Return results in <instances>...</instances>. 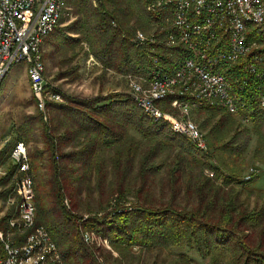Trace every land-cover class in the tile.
<instances>
[{
	"label": "trees",
	"instance_id": "16d2710c",
	"mask_svg": "<svg viewBox=\"0 0 264 264\" xmlns=\"http://www.w3.org/2000/svg\"><path fill=\"white\" fill-rule=\"evenodd\" d=\"M66 15L72 16L69 23ZM151 20L143 0H67L58 24L45 37L60 59L86 44L85 56L95 58L102 72L121 74L127 91L78 97L54 89L62 101L47 100V116L39 111L24 124L18 140L30 142L35 124L43 139L42 149L28 151L35 222L48 230L62 264H198L186 249L209 264H264V191L257 192L254 204L250 192L243 196L245 182L238 177L242 147L234 141L243 131L239 115L217 106L194 109L209 142L208 151L201 152L187 137L174 134L167 121L143 112L131 96L127 74L146 75L153 67L148 45H136L131 37L137 30L153 32ZM165 48L158 49L162 72L186 55L182 47ZM256 52L262 54L256 72L264 74V47ZM244 64L241 59L223 72L253 110L246 111L248 121L264 131V109L258 107L264 78L258 80ZM169 101L163 102L164 109L170 108ZM11 149L0 177L6 198L15 195L18 177ZM5 152L0 149V163ZM216 154L220 166L211 162ZM83 191L96 193V209L83 203ZM17 203L18 197L0 217L4 233ZM84 229L107 238L117 256L101 244H85Z\"/></svg>",
	"mask_w": 264,
	"mask_h": 264
},
{
	"label": "built area",
	"instance_id": "2783aa9c",
	"mask_svg": "<svg viewBox=\"0 0 264 264\" xmlns=\"http://www.w3.org/2000/svg\"><path fill=\"white\" fill-rule=\"evenodd\" d=\"M143 2L146 13L153 15L155 30L150 34L137 30L131 42L148 45L153 67L143 76L127 74L131 96L145 113L156 120L166 119L173 133L187 137L199 151L207 152V137L191 119L190 109L222 107L248 121V113L253 110L247 109L241 98L242 89L233 88L223 67L244 59L247 72L255 73L258 80L264 78V74L256 72V65L262 60V54L256 51L264 47V0ZM66 5L67 0H0V84L15 62L25 61L31 92L42 111L47 99L59 100L60 94L47 89L41 47ZM160 45L168 51L182 47L186 55L177 66H167L168 70L162 72ZM244 83L241 81V87ZM167 99L170 108L164 109L162 103ZM258 107L264 109L261 92ZM10 159L18 174L14 191L19 203L18 217L8 219V225L21 237V242L17 244L9 236L4 237L0 228V264H62L48 231L34 221L33 179L28 149L22 140L14 143ZM253 173L250 168L245 180ZM82 241L111 249L107 238L92 231H83Z\"/></svg>",
	"mask_w": 264,
	"mask_h": 264
},
{
	"label": "rangeland",
	"instance_id": "374dc122",
	"mask_svg": "<svg viewBox=\"0 0 264 264\" xmlns=\"http://www.w3.org/2000/svg\"><path fill=\"white\" fill-rule=\"evenodd\" d=\"M68 19L71 20L72 16L66 15L65 20L67 23H69ZM83 46L84 48L83 47L81 48L80 46H75V49H73L72 53H69L66 58L60 59L59 57L61 55L60 56L57 55L56 52L52 51L51 47L43 41L42 53H43V60L45 62L44 78L50 90L52 91L54 89L56 91L60 90L65 94L78 96V97H90L98 94L99 92L102 94H106L109 92L120 91V90L127 91L125 88V83L122 78V75L111 70L102 72V67L99 66V63L95 60V58L85 56L84 49H87V45L83 44ZM172 48L174 49L175 47ZM138 75L143 76V73H139ZM48 101L61 102L62 97L60 95L59 100L49 99ZM170 110L172 111L174 109L171 108ZM190 110H191L190 111V117H191L194 108ZM39 111H41L43 115L46 114L47 116V109L45 108L44 111L39 110L36 105L35 97L31 92L28 76L26 73V63L25 61L15 62L9 68L8 72L6 73L0 84V149H2L3 147L6 148V152L4 154V160H3L4 162L0 163V177L3 175L5 171L4 167L9 161L8 158L9 151L12 148L14 142L18 141V139L24 135L25 132L24 124H26V122L28 121L30 122L34 121L36 115H38L37 112ZM195 114L196 113L194 112L193 121L196 123L197 126L200 127L199 124L202 121V118L199 121L194 119ZM32 116L34 118H32ZM203 118H205V115ZM237 118L239 119L240 129L243 130L242 133L240 134V138L234 140L238 145H241L242 147L241 149H239L241 151V155H240V159H238V161L242 160V163L240 164L242 166V170L239 172L238 177L245 182L244 183L245 191L243 196H245L246 194H248V192H250L249 202L253 203L254 200L256 199L257 192L264 191V131L260 129H256L251 124L250 121H243L241 117H237ZM154 120L166 121V119H162V118L157 120L154 119ZM167 122L168 124H170L169 121ZM202 132H204L205 134L207 133L206 130H203ZM31 133H33V135H31L30 142H25L29 154H31L34 148L37 149L43 148V139L40 135L39 129L36 124L35 127L32 126ZM130 133L132 134V131ZM207 142H208V138H207ZM208 146H209V142H208ZM161 157L164 158L165 155L162 154L160 158ZM211 162L215 165L220 166L222 164V158L220 155L216 154V156L213 158ZM250 168L254 169V173L252 174V176H250L248 180H245V177L249 174ZM206 172L209 175L213 174L212 171L209 170ZM15 178H14V184H15ZM87 184L89 185V187H92V185L94 184L93 178H91V181ZM3 190L4 189L0 186V217H2L7 211H9L12 208V206L16 201V197H18L16 192L14 191L15 195L6 198L5 195L2 194ZM81 197L84 199V200L82 199L83 203L89 204L91 209H96L98 207L96 202L97 199L96 193L92 192L90 196H86L85 191H83V193H81ZM128 199H129L128 202L132 201L133 196L131 195L128 196ZM18 203H19V197H18ZM85 206L86 205H83V207ZM16 208H15L16 215L11 218L18 217V212ZM11 218L8 219L11 220ZM8 219L6 221L7 233H4L1 226L0 228L4 234V237L9 236L12 242L19 244L21 242L20 241L21 237L9 228ZM34 221H35V217H34ZM37 225H43V224H37ZM85 230L87 229L81 231V235L82 232ZM109 246L112 249L111 244ZM105 248L108 249L109 247L107 248L105 246ZM111 249L108 250L113 252V249L112 250ZM184 251L190 257L195 258L198 264H209V260L201 259L197 255V253L194 252L193 250L186 249ZM113 256L116 257L117 252H115ZM110 262L111 264H119L118 262L115 263L112 260ZM136 263L141 264L138 261ZM222 264H226V263L223 262Z\"/></svg>",
	"mask_w": 264,
	"mask_h": 264
},
{
	"label": "bare ground",
	"instance_id": "6f19581e",
	"mask_svg": "<svg viewBox=\"0 0 264 264\" xmlns=\"http://www.w3.org/2000/svg\"><path fill=\"white\" fill-rule=\"evenodd\" d=\"M41 50H42V47H41ZM162 105H163V103H162ZM207 107V106H206ZM252 114V113H251ZM24 142V141H23ZM31 172V171H30ZM31 176H32V174H31ZM32 179H33V177H32ZM33 182H34V180H33ZM33 203H34V201H33ZM34 206H35V203H34ZM34 216H35V214H34ZM49 233V232H48Z\"/></svg>",
	"mask_w": 264,
	"mask_h": 264
}]
</instances>
